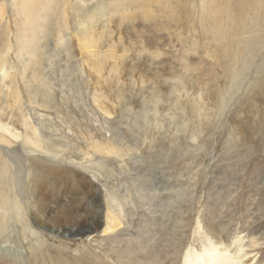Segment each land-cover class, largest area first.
<instances>
[{
    "label": "rangeland",
    "instance_id": "rangeland-1",
    "mask_svg": "<svg viewBox=\"0 0 264 264\" xmlns=\"http://www.w3.org/2000/svg\"><path fill=\"white\" fill-rule=\"evenodd\" d=\"M50 3L29 53L25 20L0 0V140L13 141L0 155L16 183L0 264H116L112 232H71L104 225L115 205L117 238L149 232L155 212L159 231L186 235L182 249L220 233L232 254L256 245L252 264H264V0ZM46 151L91 180L99 214L67 172V186L24 193Z\"/></svg>",
    "mask_w": 264,
    "mask_h": 264
},
{
    "label": "bare ground",
    "instance_id": "bare-ground-1",
    "mask_svg": "<svg viewBox=\"0 0 264 264\" xmlns=\"http://www.w3.org/2000/svg\"><path fill=\"white\" fill-rule=\"evenodd\" d=\"M11 1L15 7V12L17 13V15L25 20V24H26L27 30L30 33V36L28 35V33H25L27 36L25 34H22L21 40H22V43L24 44V46L27 47V50H29L28 52L32 53V46L30 47V44L32 43V41H34L36 32L40 28L41 18L43 16L42 13L45 12V15H48L47 10H49L50 8H53L52 6H50L51 0H20V1L11 0ZM0 130L2 131V128H0ZM10 136L13 140L17 138L16 135H13L11 133H10ZM3 137L4 136H1L0 142L9 143V144L13 142L10 139H8V141H7V139H5ZM39 137H41V136H39ZM24 140H25L26 146H28L27 149H29L30 152L33 151V153H34V151H35V150H33V148H32V150L30 149L31 146H36V148L41 147L39 144H36L35 142H31L32 140L30 141V138H28V137H25ZM35 141H37V140L35 139ZM45 146L49 147V144L45 145ZM41 149H44V148L42 147ZM24 152H26V151H24ZM46 152L47 153H45V155L41 154L40 156H38V157L36 156L33 159L34 167L36 168V169L34 168V170L32 172L34 174L33 175L34 179H32L30 183L28 182V184L24 183L25 184L24 185L25 186L24 193L27 192L28 190L30 191L31 189H32L33 193H35V192L40 193V192L44 191L43 189L47 186V181L49 180V178L56 179L57 177H59L58 178L59 184H61V180H62V182H65V184H63V186H67L70 184V183H67V181L68 182L71 181V183H72L73 178H71L70 176L73 175L72 174L73 172L68 168L61 167L60 163L57 162V159H56L55 155H53V153L51 154L48 151H46ZM10 153H11V155H10V158H11L10 161L11 162L10 161L9 162L11 164L16 162V161L19 162L20 156L16 155V152L13 150H11ZM27 153H29V152H27ZM5 154H6V152H3V155H0V233L4 232L5 229L8 230L9 225L13 221L12 220V218H13L12 213H13V210L15 208L14 202H13L14 198L12 199V195H14L13 191H14V188H16V183H15V180L10 178L8 175V173L11 171V167L9 166V164H7L5 162ZM6 156H7V154H6ZM25 156H27V155H25ZM23 162H24V160H23ZM66 172L68 175L71 174L70 176H68L71 178V180H68L70 178H67L65 180L61 178V175H63L64 173L66 174ZM74 174H76V173H74ZM11 177H13V176H11ZM73 177L77 178V175H73ZM77 179H78L77 183L78 182L80 183V184L79 183L78 184L80 185L82 192L84 194H86L87 197L91 196V199H92L91 204L89 203L90 205L88 204V206L85 209L89 210L90 212L92 211V209H94L93 211H96L97 214H99L100 211H97L98 209L95 206V202H94V199L97 198L96 191L91 189V186H92L91 180H89L88 178H85L83 176H79ZM73 183H74V181H73ZM75 184H76V182H75ZM71 187H72V185L70 186V188ZM54 191H56V190L54 189ZM72 191H74V190H72ZM45 194H46V192H45ZM33 195H35V194H33ZM80 197L82 198L81 195H80ZM49 199H50V197H49ZM64 200H66V199H64ZM68 200H70V199H68ZM86 201H87V199H86ZM12 203H13V205H12ZM207 205H209V204H207ZM52 206H53V204H52ZM115 207L116 208L111 209V206H110L108 208L109 210L106 209L104 225H102L101 222L98 221V222L91 223V226L87 225L86 228H81V226H79L75 222V227H74L75 230L71 231V232H73L75 235L76 234L79 235L81 233L82 234L84 233V234L92 235V237L97 236L99 234L104 235L107 231L112 232L113 236H111L108 239L110 240L109 241L110 247L113 245L114 249H112V247H111L109 252H111L112 256L116 259V264H168L167 263L168 261H170L169 264H179L178 263L179 261H180V264H252L253 260H255V258H254L255 255L252 253L257 248L256 245H253V246L251 245L249 247L250 249L240 248V249L234 251V253L232 254L231 253L232 249H230L231 250L230 251L229 249H227L224 246V240H223V238H220V236H222L220 233H218V235H217L219 238L215 244L205 242L202 245V249L200 250V252H195L192 248L191 249L188 248L187 250L182 249V244L186 240L185 239L186 235H184V237L182 239L179 234H177L176 232L173 231V229H171L170 235L161 232L162 230L159 231V228H161V227H160V223H157L158 218L157 219L155 218L156 217L155 212L152 215L153 219L151 220V223L149 225V228H150L149 232L146 230H143V231L138 230V232L135 233L136 236L134 239H132V238L125 239L124 237H122L123 234L121 237L117 238V235L119 233H121L122 223H121L120 218H118V215H117L118 211H120V208H119V206H116V205H115ZM206 207H208V206H206ZM212 208H214V207H212ZM85 209H84V211H85ZM216 209H217V207H216ZM116 210H118L117 214H116V212H114ZM154 210L156 211V209H154ZM76 211L78 212V210H72L71 209L68 212V214L66 215L69 218V220H67V218H66L65 221L67 220L66 222H72V219L74 218L73 215L75 213H77ZM212 211H213V209H212ZM60 218H59V220H61ZM75 219L76 218L73 219V222L75 221ZM56 221H58V220H56ZM138 223H137L136 227H138V225H139ZM213 226H215V225H213ZM7 230H5V231H7ZM247 232H248V230H247ZM196 241H198V240H196ZM217 244H219V246H220L219 248H218V246H216ZM221 245L224 247H221ZM118 246L119 247L121 246V251L117 250ZM237 247H239V246H237ZM91 255L90 256L85 255L84 260L90 261L92 259V262H91L92 264H106L105 262H102L99 258H97L95 256H91Z\"/></svg>",
    "mask_w": 264,
    "mask_h": 264
}]
</instances>
